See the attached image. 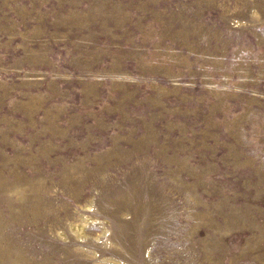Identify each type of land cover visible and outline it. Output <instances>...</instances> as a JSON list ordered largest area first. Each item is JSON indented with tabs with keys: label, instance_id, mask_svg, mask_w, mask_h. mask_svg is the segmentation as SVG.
<instances>
[{
	"label": "rangeland",
	"instance_id": "obj_1",
	"mask_svg": "<svg viewBox=\"0 0 264 264\" xmlns=\"http://www.w3.org/2000/svg\"><path fill=\"white\" fill-rule=\"evenodd\" d=\"M0 264H264V0H0Z\"/></svg>",
	"mask_w": 264,
	"mask_h": 264
}]
</instances>
